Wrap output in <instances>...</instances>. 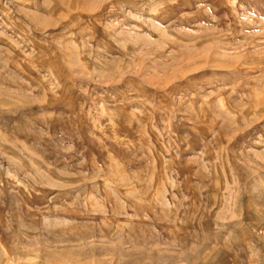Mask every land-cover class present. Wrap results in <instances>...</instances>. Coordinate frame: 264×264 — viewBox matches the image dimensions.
I'll list each match as a JSON object with an SVG mask.
<instances>
[{
  "label": "rangeland",
  "instance_id": "rangeland-1",
  "mask_svg": "<svg viewBox=\"0 0 264 264\" xmlns=\"http://www.w3.org/2000/svg\"><path fill=\"white\" fill-rule=\"evenodd\" d=\"M0 264H264V0H0Z\"/></svg>",
  "mask_w": 264,
  "mask_h": 264
}]
</instances>
